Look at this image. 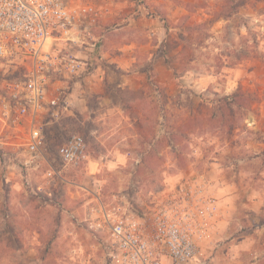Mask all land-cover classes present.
<instances>
[{
	"label": "rangeland",
	"instance_id": "rangeland-1",
	"mask_svg": "<svg viewBox=\"0 0 264 264\" xmlns=\"http://www.w3.org/2000/svg\"><path fill=\"white\" fill-rule=\"evenodd\" d=\"M88 1L98 8L90 43L57 41V53H74L85 67L50 83L54 102L38 120L42 154L29 152L27 124L4 114L26 62L0 59V254L20 245L2 241L7 186L30 206L31 234L0 264H109L108 236L83 221L94 196L143 214L194 180L212 185L226 209L199 242L198 260L264 264V0ZM73 134L84 136L90 159L65 166ZM51 166L60 176H46ZM61 207L67 225L50 246Z\"/></svg>",
	"mask_w": 264,
	"mask_h": 264
},
{
	"label": "built area",
	"instance_id": "built-area-1",
	"mask_svg": "<svg viewBox=\"0 0 264 264\" xmlns=\"http://www.w3.org/2000/svg\"><path fill=\"white\" fill-rule=\"evenodd\" d=\"M98 8L88 0H0V59L26 62L25 79L10 84L14 104L6 105V123H26V146L42 154L44 135L39 116L53 90L52 80L80 75L85 62L70 52L57 53V41L82 47ZM54 102V101H52ZM65 166L89 161L83 135L73 134L61 151ZM48 178L60 176L54 168ZM87 209L88 226L106 234L109 264H205L198 260L199 242L217 230L219 198L208 182L194 180L174 188L147 213L109 206L99 196Z\"/></svg>",
	"mask_w": 264,
	"mask_h": 264
},
{
	"label": "crops",
	"instance_id": "crops-1",
	"mask_svg": "<svg viewBox=\"0 0 264 264\" xmlns=\"http://www.w3.org/2000/svg\"><path fill=\"white\" fill-rule=\"evenodd\" d=\"M6 189L7 192L5 194L7 195L5 202L2 204L1 211H2V241L7 242V244L10 245L11 241L18 242L20 245H18L14 252H10L12 256H15V254L22 252L25 247V240L28 235H31L30 232L27 234L26 230H28L27 226V218L26 216L30 214V206L24 202V198H22V192H17L10 186H7ZM214 192L216 193V190L214 188ZM219 198V204H220V211H219V217L217 219V229L220 226L223 219V214L226 213L225 207V200H222L218 195ZM35 199H39L38 197H34ZM40 200V199H39ZM224 205V206H223ZM69 214L68 211L61 207L60 217L58 222L55 225V233L53 234V240L50 243V246L53 245L57 241V239L60 237L62 230L66 228L67 222H66V215ZM70 219V218H68ZM84 222H86L83 219ZM75 221H70L69 224L75 225ZM32 229H33V238L37 241L38 245H41L42 242V234L43 232V221L39 218H32L31 220ZM87 224V223H86ZM72 234V233H71ZM22 246V247H21ZM35 252V256L39 255L40 251L37 248V245L35 246V249H33ZM72 258L76 257V254L78 253V249L76 247H73L72 249ZM1 256H10L5 253L0 254Z\"/></svg>",
	"mask_w": 264,
	"mask_h": 264
},
{
	"label": "trees",
	"instance_id": "trees-1",
	"mask_svg": "<svg viewBox=\"0 0 264 264\" xmlns=\"http://www.w3.org/2000/svg\"><path fill=\"white\" fill-rule=\"evenodd\" d=\"M37 194H38V198L40 199V200H42V201H47L48 199H50V198H46V196L45 195H43V194H41V193H39V192H37ZM53 240V239H52Z\"/></svg>",
	"mask_w": 264,
	"mask_h": 264
}]
</instances>
